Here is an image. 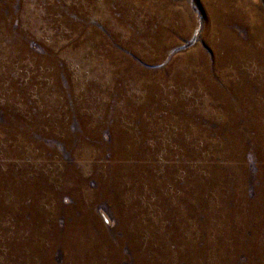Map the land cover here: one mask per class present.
Listing matches in <instances>:
<instances>
[{
  "label": "rangeland",
  "instance_id": "rangeland-1",
  "mask_svg": "<svg viewBox=\"0 0 264 264\" xmlns=\"http://www.w3.org/2000/svg\"><path fill=\"white\" fill-rule=\"evenodd\" d=\"M0 264H264V0H0Z\"/></svg>",
  "mask_w": 264,
  "mask_h": 264
}]
</instances>
